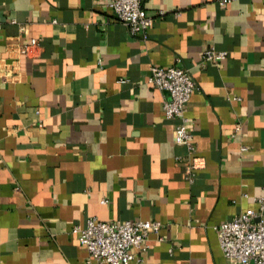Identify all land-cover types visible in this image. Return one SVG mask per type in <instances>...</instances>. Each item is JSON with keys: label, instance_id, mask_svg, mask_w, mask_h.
Instances as JSON below:
<instances>
[{"label": "crops", "instance_id": "0c3cea01", "mask_svg": "<svg viewBox=\"0 0 264 264\" xmlns=\"http://www.w3.org/2000/svg\"><path fill=\"white\" fill-rule=\"evenodd\" d=\"M142 6L144 39L104 0H0V264H87L88 216L161 222L128 264H234L214 226L264 196V0ZM210 45L228 53L200 65ZM174 63L198 86L192 180L146 82Z\"/></svg>", "mask_w": 264, "mask_h": 264}, {"label": "built area", "instance_id": "2783aa9c", "mask_svg": "<svg viewBox=\"0 0 264 264\" xmlns=\"http://www.w3.org/2000/svg\"><path fill=\"white\" fill-rule=\"evenodd\" d=\"M117 20L124 23L132 36L146 38L152 23V16L142 6V0H104ZM223 5L232 0H215ZM37 41L32 38L30 44ZM27 52V45L21 48ZM227 50L210 45L202 50L200 65L218 61L227 55ZM146 82L166 90L162 100V111L167 118L176 119L173 124V141L187 148L184 159L186 178L192 180L195 174V142L188 128L186 110L192 93L198 88L188 68L178 63L151 65ZM235 131L240 129L235 125ZM242 148H245L243 146ZM178 160L183 157L177 156ZM257 209H245L214 226L223 255L234 264H264V196L256 198ZM102 201H106L102 198ZM161 222L142 218L123 220H101L88 216L84 225H75L72 231L87 250V264H128L131 259L141 260V253L147 248L150 233L158 232Z\"/></svg>", "mask_w": 264, "mask_h": 264}]
</instances>
